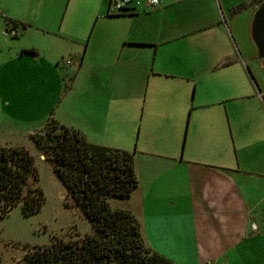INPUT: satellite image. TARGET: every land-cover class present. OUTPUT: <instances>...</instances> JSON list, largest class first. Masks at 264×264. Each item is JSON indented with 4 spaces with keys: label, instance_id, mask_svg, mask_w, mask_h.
Returning a JSON list of instances; mask_svg holds the SVG:
<instances>
[{
    "label": "crops",
    "instance_id": "0c3cea01",
    "mask_svg": "<svg viewBox=\"0 0 264 264\" xmlns=\"http://www.w3.org/2000/svg\"><path fill=\"white\" fill-rule=\"evenodd\" d=\"M254 1L160 0L116 14L109 0H0V68L39 59L7 41L8 27L83 42L81 112L60 122L134 154L138 185L116 209L172 264H264V68L251 67L255 93L241 54L257 3L231 12ZM26 3L25 15L14 8ZM246 99L256 108L231 106Z\"/></svg>",
    "mask_w": 264,
    "mask_h": 264
},
{
    "label": "rangeland",
    "instance_id": "374dc122",
    "mask_svg": "<svg viewBox=\"0 0 264 264\" xmlns=\"http://www.w3.org/2000/svg\"><path fill=\"white\" fill-rule=\"evenodd\" d=\"M261 1L243 3L237 11L231 12L235 14L255 3L257 7ZM28 6L26 3L24 7L19 5L14 8L25 15L31 11ZM222 16L223 21L228 22L224 13ZM6 32L9 43L18 42L26 47H36L39 59H24L27 63L18 66L19 70L4 66L0 68V145L22 147L33 156L38 178H31L28 185L41 188L44 195L39 211L25 215L20 202L0 220V264H13L22 260L25 252L34 246L49 245L54 237H82L92 232V227L71 203L64 186L53 173L51 164L40 157L30 137L31 134L42 133L50 117L60 122L70 120L75 113L80 114V100L85 94L86 87L83 84L86 79L76 76L82 68L78 53L82 52L84 44L76 36L68 38L54 30L34 29L32 26L24 28L20 25L15 30L16 36L11 35L9 28ZM248 43L247 53H241L242 61L249 63L246 70L248 84L257 93L254 83L258 82V85L259 81L251 67L257 68L260 65L249 35ZM2 80H5L3 90ZM72 83L75 84L73 90ZM231 106L256 108L250 99L233 101ZM108 202L113 210L122 201L109 199Z\"/></svg>",
    "mask_w": 264,
    "mask_h": 264
},
{
    "label": "trees",
    "instance_id": "16d2710c",
    "mask_svg": "<svg viewBox=\"0 0 264 264\" xmlns=\"http://www.w3.org/2000/svg\"><path fill=\"white\" fill-rule=\"evenodd\" d=\"M30 137L92 232L54 237L13 264H172L145 246L129 211L110 208L109 199L128 200L138 185L132 152L91 144L78 130L51 117L42 133ZM31 178H38L33 156L22 147L0 145V220L20 202L25 215L40 210L43 191L28 185Z\"/></svg>",
    "mask_w": 264,
    "mask_h": 264
},
{
    "label": "water",
    "instance_id": "95a60500",
    "mask_svg": "<svg viewBox=\"0 0 264 264\" xmlns=\"http://www.w3.org/2000/svg\"><path fill=\"white\" fill-rule=\"evenodd\" d=\"M249 34L256 50V58L260 66L264 68V0L254 10Z\"/></svg>",
    "mask_w": 264,
    "mask_h": 264
},
{
    "label": "built area",
    "instance_id": "2783aa9c",
    "mask_svg": "<svg viewBox=\"0 0 264 264\" xmlns=\"http://www.w3.org/2000/svg\"><path fill=\"white\" fill-rule=\"evenodd\" d=\"M160 4V0H109V9L116 14L132 13L142 7L154 10ZM12 36L16 35L14 29L10 28Z\"/></svg>",
    "mask_w": 264,
    "mask_h": 264
}]
</instances>
